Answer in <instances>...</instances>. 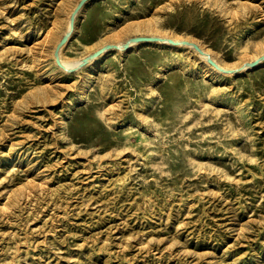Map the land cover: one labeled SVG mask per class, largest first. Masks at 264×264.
Returning a JSON list of instances; mask_svg holds the SVG:
<instances>
[{
  "label": "rangeland",
  "instance_id": "374dc122",
  "mask_svg": "<svg viewBox=\"0 0 264 264\" xmlns=\"http://www.w3.org/2000/svg\"><path fill=\"white\" fill-rule=\"evenodd\" d=\"M80 1L0 0V264H264V0H91L61 69Z\"/></svg>",
  "mask_w": 264,
  "mask_h": 264
},
{
  "label": "water",
  "instance_id": "95a60500",
  "mask_svg": "<svg viewBox=\"0 0 264 264\" xmlns=\"http://www.w3.org/2000/svg\"><path fill=\"white\" fill-rule=\"evenodd\" d=\"M91 0H81L77 7L75 8L74 12H73V15L70 19V31L69 33H67L61 40L60 42L57 44V47L55 49V61L57 63V65L61 68V69H64L63 65L61 64L60 60H59V52L61 51V49L63 48V46H65V44L67 43L68 41V38L70 37L71 33L73 32L74 28H75V17L76 15L83 9V7ZM132 41L134 42H145V41H154V42H162L163 40L162 39H159V38H155V37H134L132 38ZM171 44L174 43V41L170 40L169 41ZM189 45H193L196 49L197 52H199L201 55H205L203 50L200 49L197 45L195 44H191L189 43ZM130 46V42L127 41L125 44H124V49H128ZM118 46L116 45H106L104 47H102L101 49L97 50L96 52L92 53L90 56L86 57L85 59H83L82 61V65L81 66H84L86 65V63L89 62V60L95 58V57H98L102 54V52L104 50H111V49H117ZM208 58V63L216 68L218 71L220 72H223L225 73V71L223 69H221L211 58L207 57ZM259 62L258 60L254 61V63L252 64L253 66H258L259 65ZM71 71V70H69Z\"/></svg>",
  "mask_w": 264,
  "mask_h": 264
},
{
  "label": "bare ground",
  "instance_id": "6f19581e",
  "mask_svg": "<svg viewBox=\"0 0 264 264\" xmlns=\"http://www.w3.org/2000/svg\"><path fill=\"white\" fill-rule=\"evenodd\" d=\"M62 14V13H61ZM139 26L140 25H143V24H138ZM144 26V25H143ZM142 26V27H143ZM141 27V26H140ZM138 28V27H137ZM68 31H67V33L70 31V23L68 24ZM126 32V29H122V30H119V31H117V32H115L112 36V38H120L124 33ZM48 37H49V33H48V35H47ZM48 37L46 38V40H48ZM155 38H158V37H155ZM160 39V38H159ZM162 39V38H161ZM164 39H166V38H163L162 40L164 41ZM169 39V38H168ZM45 40V41H46ZM69 41H70V37L68 38V41H67V43L65 44V46L69 43ZM160 42V43H168L167 42V39H166V41H164V42ZM170 41V40H169ZM173 41V40H172ZM178 41V40H177ZM180 41V40H179ZM145 42H147V43H150V42H154V41H145ZM142 43H144V42H134V41H132V39H130V46H129V48L127 49V51H130L131 49H132V47L133 46H135V45H139V44H142ZM159 43V42H158ZM170 43V42H169ZM176 42L174 41V43L173 44H175ZM121 44V43H120ZM171 44V43H170ZM183 44L182 43H180V45H177L178 47H180V46H182ZM65 46H63V48L65 47ZM62 48V49H63ZM62 49H61V51H62ZM61 51L59 52V60H60V62L66 67V68H72V67H78L80 64H81V60H65L63 57H62V55H61ZM112 51H114V50H104L103 52H102V54L100 55V56H98V57H95V58H93V59H91V60H89V62H88V66L89 67H91L92 68V70L93 71H99V67H100V60L103 58V57H105L108 53H110V52H112ZM206 54V53H205ZM207 55H205V56H203V58H205L207 61H208V58L206 57ZM202 57V56H201ZM43 58V57H42ZM258 61H260V62H264V56H261V57H259L258 58ZM248 63V62H247ZM87 64V63H86ZM218 64V63H217ZM247 67V66H246ZM254 66L252 65V63H249V65H248V68L249 69H251V68H253ZM216 69V68H215ZM225 70H227L226 68H225ZM236 72V71H235ZM229 73H231V72H229ZM81 93H82V95H86L87 94V88L86 87H83L82 89H81Z\"/></svg>",
  "mask_w": 264,
  "mask_h": 264
}]
</instances>
